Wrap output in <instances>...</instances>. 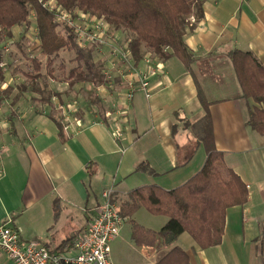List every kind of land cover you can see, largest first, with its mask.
<instances>
[{"label": "crops", "instance_id": "1", "mask_svg": "<svg viewBox=\"0 0 264 264\" xmlns=\"http://www.w3.org/2000/svg\"><path fill=\"white\" fill-rule=\"evenodd\" d=\"M202 12V17L194 15L185 41L196 57L193 71L211 101L215 145L246 183L248 201L227 210L223 240L209 248H201L188 232L171 246L161 245V239L155 246L138 245L127 218L111 243L115 264H158L174 246L187 253L190 264H264V136L247 125L253 102L241 96L228 56L234 49L249 51L264 65V0H204ZM109 52L101 57L108 68L115 58ZM151 57L163 68L150 79V97L136 90L124 112L128 82L138 88V81L118 59L112 87L107 79L93 82L98 97L90 102L99 111L68 122L51 105L58 94L37 109L29 100L39 95L23 86L20 91L19 83L13 87L5 77L1 90L10 87V93L0 105V224L10 221L24 242L39 241L53 253L72 257L77 235L96 216L106 190L121 205L137 187L173 189L202 168L207 157L200 141L205 109L195 78L178 57ZM133 61L145 67L144 60ZM115 117L120 138L112 131ZM143 162L155 174L137 171ZM133 219L159 231L169 218L141 207ZM0 264H12L2 250Z\"/></svg>", "mask_w": 264, "mask_h": 264}, {"label": "trees", "instance_id": "2", "mask_svg": "<svg viewBox=\"0 0 264 264\" xmlns=\"http://www.w3.org/2000/svg\"><path fill=\"white\" fill-rule=\"evenodd\" d=\"M45 1L48 0H0V44L13 37L15 25L28 23L29 17L33 15L36 19L40 54L47 56L49 68L53 54L58 55L63 49L74 48L77 51L76 59L83 60L85 67L78 65L71 69L69 85L93 82L95 78L98 81V84L94 83L96 85L105 82L102 67L94 60L96 45L81 47L74 29L57 21L55 14L44 6ZM55 1L65 11L74 13L80 10L90 13L103 18L111 29L127 34L129 38L126 43L136 63L142 61L147 53L159 59L175 56L193 74L199 99L205 109L200 136L207 151L204 165L185 183L173 189H165L156 184L133 189L120 207L122 214L132 223V238L138 245L155 246L161 239V245L171 246L184 232H188L201 248L220 244L225 233L227 210L234 206H244L248 201L249 190L241 176L226 164L224 153L215 145L209 110L211 101L193 71L196 57L185 41L187 29L192 24L191 16L203 15L204 0ZM60 24L66 33L58 30ZM228 56L241 85V96L253 102L247 125L264 136V65L249 51L234 49ZM1 60L0 51V63ZM31 62L35 73L27 75L41 76L43 61L39 57H33ZM49 73L52 74V71ZM3 80L5 72L0 66V105L10 93V87L1 90ZM101 118L106 120L103 116ZM175 130L173 127V132ZM136 170L155 174V170L147 162L139 164ZM141 207L152 214L167 216V223L159 231L137 223L133 215ZM262 248L264 250V244ZM158 264H190V260L181 247L174 246L158 259Z\"/></svg>", "mask_w": 264, "mask_h": 264}, {"label": "built area", "instance_id": "3", "mask_svg": "<svg viewBox=\"0 0 264 264\" xmlns=\"http://www.w3.org/2000/svg\"><path fill=\"white\" fill-rule=\"evenodd\" d=\"M44 6L55 14L57 21L62 19L64 20L63 25L74 29L81 47L85 48L96 43H99L100 46L108 45L111 47V53L115 58L110 63L111 67L103 71L110 87H112L113 79L112 70L117 65V60L119 59V61L129 66L130 74L138 81V88L134 81L130 79L125 91L124 112H126L136 90L141 89L147 97L151 96L150 79L163 68L161 62L154 65L151 54L147 53L143 58L145 67L134 65L132 63L134 58L128 48V43L123 45L119 43L117 34L109 39L106 38L110 26L103 18L80 10L70 13L63 10L55 0L45 1ZM79 13H81V16L78 15ZM77 19L82 22L85 21L86 26H80L76 21ZM190 19L191 23L196 22L194 16H191ZM119 71L121 72L120 69ZM101 87H105V85ZM77 103H66V107L61 104L59 109L66 110L67 108V110L75 112L78 110ZM64 115L66 122L72 118L65 113ZM112 131L115 137L120 138L122 136V129L116 117ZM126 221L127 217L122 214L120 205L113 200L112 190L110 189L103 193V199L98 206L96 216L87 228L77 235L75 242L76 254L74 256L67 257L59 253H53L39 241L24 242L18 228L13 226L10 221L0 224V250L7 254L12 264H115L111 258V243L118 237Z\"/></svg>", "mask_w": 264, "mask_h": 264}, {"label": "rangeland", "instance_id": "4", "mask_svg": "<svg viewBox=\"0 0 264 264\" xmlns=\"http://www.w3.org/2000/svg\"><path fill=\"white\" fill-rule=\"evenodd\" d=\"M81 16V13L78 14ZM61 24L64 20H58ZM80 26L85 27L86 22L76 20ZM58 26V30L66 33L63 25ZM64 24V23H63ZM115 34L118 36L119 43L122 45L128 41V35L124 32L115 31L109 28V32L107 34V39L113 37ZM93 44H90L91 46ZM94 60L97 63H100L102 70L107 69V64L105 63L104 58H101L102 55L106 57L111 51L110 46H100L99 43L94 44ZM88 46V47H89ZM87 48V47H85ZM40 42L37 38V29H36V19L35 16L31 15L29 17V22L21 25H15L13 27V37L7 40H4L0 44L1 51V63L3 71L5 72V77L9 80H12L13 87L17 86V83L20 84V91H22L21 87H24V91L28 92L31 95H39L37 96V100L32 98L29 100L32 104H37L36 107L38 109L45 107L46 102H50V99L56 94L59 96L55 98V102H51L54 109L56 111H60L63 120L65 121L64 113L70 117H81L84 113L95 114V111H99V108L91 103V99H93L97 95V87L93 84L98 81L95 78L93 82H81L75 83L73 86L69 85V75L71 69L77 67L78 65H82L85 67V63L83 60H77V51L76 49H63L60 51L58 55L53 54L51 56V66L50 68L47 66V56H42L40 54ZM105 50V51H103ZM99 51V52H98ZM33 57H39L43 61V67L41 70V76H32L29 77L27 73L34 74L35 71L33 69V65L31 59ZM100 68V67H99ZM99 68L97 70H99ZM52 71V74L49 73ZM62 95V96H61ZM57 96V95H56ZM10 102V99L8 100ZM78 102V110L73 112L70 110L59 109V106L62 104L66 107V103ZM9 105V104H8ZM109 103L106 104V108H109ZM3 108L2 110H5ZM64 112V113H63ZM100 113V112H99Z\"/></svg>", "mask_w": 264, "mask_h": 264}]
</instances>
